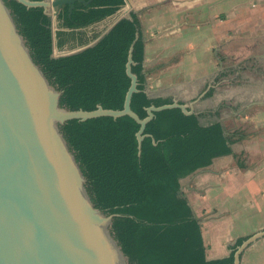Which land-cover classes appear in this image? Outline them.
<instances>
[{"label": "trees", "instance_id": "obj_1", "mask_svg": "<svg viewBox=\"0 0 264 264\" xmlns=\"http://www.w3.org/2000/svg\"><path fill=\"white\" fill-rule=\"evenodd\" d=\"M8 4L33 55L62 89L61 102L70 109L123 108L131 84L126 63L133 44L130 69L136 75L137 91L131 94L130 107L139 118L147 116L146 107L152 100L144 90V39L137 13L120 17L90 43L77 30L118 12L124 0L86 4L75 0L71 11L68 4H62L54 20L42 5L26 6L17 0H8ZM80 42L85 43L77 48ZM54 47L70 52L52 56ZM140 125L129 114L71 119L62 125L95 204L118 213L112 230L129 264H233L242 239L228 255L206 257L198 218L177 182L193 166L175 169L164 153L168 143L199 134L204 135L211 156L229 153L222 124L202 125L195 113L163 108L145 122L139 150L136 132Z\"/></svg>", "mask_w": 264, "mask_h": 264}, {"label": "crops", "instance_id": "obj_2", "mask_svg": "<svg viewBox=\"0 0 264 264\" xmlns=\"http://www.w3.org/2000/svg\"><path fill=\"white\" fill-rule=\"evenodd\" d=\"M130 12L140 21L151 105L187 102L202 125L219 121L228 136L231 151L214 157L203 134L164 146L171 167L193 166L177 182L206 257L250 239L238 264H264V0H124L78 33L93 42Z\"/></svg>", "mask_w": 264, "mask_h": 264}, {"label": "water", "instance_id": "obj_3", "mask_svg": "<svg viewBox=\"0 0 264 264\" xmlns=\"http://www.w3.org/2000/svg\"><path fill=\"white\" fill-rule=\"evenodd\" d=\"M17 1L42 5L54 18L62 4L71 11L75 0ZM132 46L123 108L70 109L61 102L62 89L33 55L8 0H0V264H129L112 230L118 213L95 204L62 125L129 114L141 124L136 132L140 150L143 127L154 110L178 107L194 113L189 103L174 99L157 108L149 105L147 116L138 117L130 107L137 91ZM249 241L238 246L233 264Z\"/></svg>", "mask_w": 264, "mask_h": 264}, {"label": "rangeland", "instance_id": "obj_4", "mask_svg": "<svg viewBox=\"0 0 264 264\" xmlns=\"http://www.w3.org/2000/svg\"><path fill=\"white\" fill-rule=\"evenodd\" d=\"M53 20H54V18H53ZM56 30V26H54L53 25V31H55ZM87 40V39H86ZM83 43H85V42H80V43H78L77 44V48H79V47H81L82 45L81 44H83ZM57 48H53V51H52V54L54 55V56H56V55H60V54H63V53H65L67 50L66 49H64L63 51H59L58 49L56 50Z\"/></svg>", "mask_w": 264, "mask_h": 264}, {"label": "built area", "instance_id": "obj_5", "mask_svg": "<svg viewBox=\"0 0 264 264\" xmlns=\"http://www.w3.org/2000/svg\"><path fill=\"white\" fill-rule=\"evenodd\" d=\"M66 52H69V50H67Z\"/></svg>", "mask_w": 264, "mask_h": 264}]
</instances>
